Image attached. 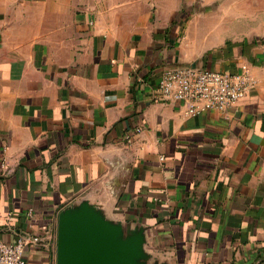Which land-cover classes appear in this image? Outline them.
<instances>
[{
	"label": "crops",
	"instance_id": "1",
	"mask_svg": "<svg viewBox=\"0 0 264 264\" xmlns=\"http://www.w3.org/2000/svg\"><path fill=\"white\" fill-rule=\"evenodd\" d=\"M176 64L253 85L186 116L153 97ZM82 204L142 231L143 264H264V0H0V238L57 264Z\"/></svg>",
	"mask_w": 264,
	"mask_h": 264
},
{
	"label": "built area",
	"instance_id": "2",
	"mask_svg": "<svg viewBox=\"0 0 264 264\" xmlns=\"http://www.w3.org/2000/svg\"><path fill=\"white\" fill-rule=\"evenodd\" d=\"M252 85L246 65L231 73L176 64L162 70L153 97L163 105L179 103L184 107V115L195 116L210 110H237ZM143 129L140 121L124 134L123 140L131 143ZM40 240L38 236H22L7 243L0 238V264H26V248Z\"/></svg>",
	"mask_w": 264,
	"mask_h": 264
},
{
	"label": "water",
	"instance_id": "3",
	"mask_svg": "<svg viewBox=\"0 0 264 264\" xmlns=\"http://www.w3.org/2000/svg\"><path fill=\"white\" fill-rule=\"evenodd\" d=\"M143 248L142 231L124 235L89 204L59 216L57 264H143Z\"/></svg>",
	"mask_w": 264,
	"mask_h": 264
}]
</instances>
